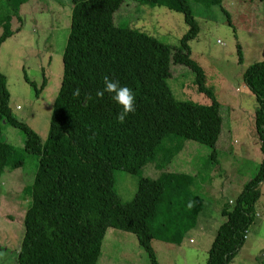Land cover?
Segmentation results:
<instances>
[{
	"label": "trees",
	"instance_id": "obj_1",
	"mask_svg": "<svg viewBox=\"0 0 264 264\" xmlns=\"http://www.w3.org/2000/svg\"><path fill=\"white\" fill-rule=\"evenodd\" d=\"M27 1L4 0L0 45L15 32L11 21H21L19 9ZM136 1L182 13L186 32L177 45H170L139 29L115 24L114 12L123 0H71L62 78L44 140L12 113L5 76L0 71V114L25 133V151L38 157L16 264H99L109 227L133 233L150 264H159L151 244L154 234L150 221L166 214L170 220L181 215L194 222L203 208L201 195L191 192L194 177L185 172L161 171L156 178L139 176L128 201L114 188V170L137 173L155 157L167 134L207 145L214 156L222 127L220 103L204 85V70L190 57L188 41L197 35L199 25L187 0ZM237 51L240 62L239 45ZM171 64L190 67L197 89L211 102L175 98L167 82ZM106 75L135 93L136 111L124 123L116 118L122 109L111 95L96 96L104 88ZM24 77L38 96L45 77L40 86ZM243 80L257 104L254 127L262 158L233 204L223 205L225 220L216 229L206 264H228L243 246L264 181V58L244 70ZM77 88L80 95L74 96ZM88 96L92 98L86 99ZM13 153L14 148L0 133V174L20 164L10 162Z\"/></svg>",
	"mask_w": 264,
	"mask_h": 264
},
{
	"label": "rangeland",
	"instance_id": "obj_2",
	"mask_svg": "<svg viewBox=\"0 0 264 264\" xmlns=\"http://www.w3.org/2000/svg\"><path fill=\"white\" fill-rule=\"evenodd\" d=\"M261 1L220 0L213 4L212 0H187L199 25L197 35L188 41L190 57L204 70V85L220 103L221 129L228 135L227 145L217 146L212 156L207 145L167 134L155 157L137 173L113 172L114 188L123 201L133 197L139 176L156 178L161 171H177L194 177L191 192L203 198V209L196 220L191 222L181 215L170 220L165 214L149 223L159 264H206L215 230L225 220L221 214L223 205L233 204L261 162L254 127L257 104L243 80L244 70L264 58V0ZM3 2L0 0V14L5 12ZM70 12L71 0H28L20 6L21 21H11L10 28L15 32L0 45V71L10 94L11 111L42 140L47 136L62 78ZM113 19L117 25L139 29L170 45H177L187 30L182 13L136 0H123ZM237 45L242 55L240 62ZM170 71L167 82L175 98L200 104L211 102L205 92L197 89L190 67L171 64ZM24 75L39 86L45 77L38 96ZM0 133L14 148L10 162L20 161L16 168L0 174V264H16L38 157L25 151V133L6 122L1 114ZM260 191L245 242L228 264H264V182ZM98 263L150 264V260L133 233L109 227Z\"/></svg>",
	"mask_w": 264,
	"mask_h": 264
},
{
	"label": "clouds",
	"instance_id": "obj_3",
	"mask_svg": "<svg viewBox=\"0 0 264 264\" xmlns=\"http://www.w3.org/2000/svg\"><path fill=\"white\" fill-rule=\"evenodd\" d=\"M104 88L96 92L97 97H103L105 93L111 95V98L121 107V111L117 115V120L120 123H124L127 116L130 113L136 111L135 103L136 97L132 89L127 86H122L118 80L111 79L109 76L103 78ZM74 96L80 95V89L77 88ZM91 96L86 97V99H91Z\"/></svg>",
	"mask_w": 264,
	"mask_h": 264
},
{
	"label": "crops",
	"instance_id": "obj_4",
	"mask_svg": "<svg viewBox=\"0 0 264 264\" xmlns=\"http://www.w3.org/2000/svg\"><path fill=\"white\" fill-rule=\"evenodd\" d=\"M263 2V0L261 1V3ZM264 4V3H263ZM221 108V107H220ZM221 113V111H220ZM225 135V136H224ZM227 141H228V135L227 134H224V132L222 131L221 129V133L219 135V138L217 140V143H216V147H223L224 145H227ZM221 144V145H220ZM7 171V170H6ZM264 182V181H263ZM261 196V195H260ZM203 209V208H202ZM217 229V228H216ZM216 231V230H215ZM210 246V245H209Z\"/></svg>",
	"mask_w": 264,
	"mask_h": 264
}]
</instances>
